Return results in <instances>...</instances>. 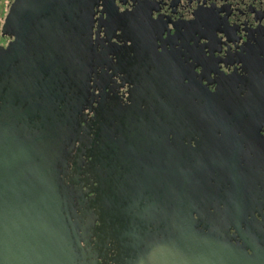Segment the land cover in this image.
Segmentation results:
<instances>
[{
  "label": "flooded vegetation",
  "instance_id": "obj_1",
  "mask_svg": "<svg viewBox=\"0 0 264 264\" xmlns=\"http://www.w3.org/2000/svg\"><path fill=\"white\" fill-rule=\"evenodd\" d=\"M89 1L94 57L83 118L91 145L80 157L79 178L90 198L95 264H144L155 253L170 236L182 173L193 229L204 232L216 210L221 219L236 206L241 219L228 218L229 240L243 245L240 233L253 237L262 250L255 262L262 257L264 264V0ZM13 3L0 0V48L14 43L35 65H60L59 52L69 50L79 61L76 3L73 18L60 5L43 17L20 5L16 24L26 27L24 43L15 31L1 33ZM256 108L258 115L244 116ZM232 134L231 166L237 162V174L251 171L231 200L236 175L230 164L222 168ZM102 183L110 192L106 209L96 201Z\"/></svg>",
  "mask_w": 264,
  "mask_h": 264
},
{
  "label": "water",
  "instance_id": "obj_2",
  "mask_svg": "<svg viewBox=\"0 0 264 264\" xmlns=\"http://www.w3.org/2000/svg\"><path fill=\"white\" fill-rule=\"evenodd\" d=\"M15 2L4 19L3 35L9 36L15 31L19 41L25 42L26 27L16 24L20 5H32L31 10L39 17L50 11L52 5H60L66 17L73 18L76 3L81 46L78 62L74 61L72 50L66 51L70 55L65 53L63 57L59 52L63 62L60 65L48 62L35 65L30 60V52L14 43L0 48V264H95L90 247L94 224L89 210L90 198H85L88 193L80 187L79 178L80 157L90 153L91 145L83 110L90 109L94 49L87 38L92 1ZM62 102L63 107L59 108ZM252 105L248 103V107ZM260 111L259 108L246 111L244 116H256ZM236 147L237 140L232 134L230 154L222 168L226 170L230 164L228 170L236 175L231 200L238 195L240 179L243 189L244 179L251 171L247 168L244 175L242 170L237 174V162L235 167L231 166L230 158ZM78 149L83 150L73 152ZM84 165L87 178L89 161ZM188 181L183 173L178 175L177 187L181 193L170 236L158 243L154 254L146 255L144 264H261L262 257L260 262H255L262 250L253 237L240 233L243 245H234L229 240L227 229L231 224L228 221H232V217L236 222L241 219L240 208L225 209L221 219V212L216 210L215 215L208 218L204 232L193 229L195 221L191 209L185 208ZM109 197L108 185L102 183L96 201L104 202L106 209ZM247 249L254 255H248ZM217 252L225 254L217 255ZM136 264H140L139 261Z\"/></svg>",
  "mask_w": 264,
  "mask_h": 264
}]
</instances>
